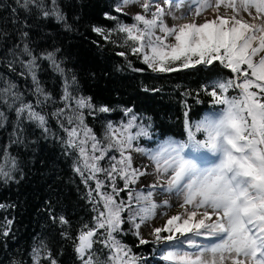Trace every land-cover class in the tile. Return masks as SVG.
Listing matches in <instances>:
<instances>
[{"label":"snow or ice","instance_id":"1","mask_svg":"<svg viewBox=\"0 0 264 264\" xmlns=\"http://www.w3.org/2000/svg\"><path fill=\"white\" fill-rule=\"evenodd\" d=\"M15 2L18 8L28 12L34 8L43 18H52L71 30L58 0ZM132 3L141 9L132 16L133 23H124L119 15L112 14L127 15L124 7ZM18 8H12L14 22L19 19L15 15ZM207 9L212 10V18L204 16ZM189 13L193 16L189 22H168L169 18L184 20ZM104 16L115 21L116 27L94 25L92 31L113 43L114 32L125 34L122 46H130L131 53L141 57L153 73L199 68L213 71L220 67L229 70L231 76L218 77L186 93L195 96L197 103L201 94L207 95L213 105L196 121L184 112L186 138L169 135L150 147L141 146V141L153 138L152 118L137 113L134 106L121 107L126 120L119 125L109 120L103 139L98 138L85 121V110L99 119L116 109L106 104L97 106L91 97L74 95L76 77L69 81L65 76L60 97L64 107L57 108L52 116L66 133L67 138L61 141L66 154L77 153L73 171L85 186L95 181V189L89 186L87 193L95 215L91 225H82L73 241L80 264H148L147 257L133 254L131 247L117 238L125 224L131 225L129 231L139 246L154 245L153 254L158 252L165 264H264V0H116L112 11ZM28 35L22 30L21 40ZM10 52L16 59L8 63L9 70L16 71L15 63L27 70L37 100L35 105L25 102L14 83L2 81L5 86L0 87V105L14 109L17 117L9 145L0 151V180L4 183L13 180L18 169L9 147L24 143L22 121L27 119L45 133L49 131L46 115L36 110L51 99L37 78L38 60H47L55 71L65 73L55 52L38 57L28 43L22 48L16 45ZM117 54L127 58L125 51ZM150 90L159 91L143 89ZM7 119L0 110V128ZM137 154L148 163L141 162ZM104 161L107 167L102 166ZM101 174L104 179L99 178ZM122 192H127L126 199ZM162 195L175 199L180 211L168 215L161 226L153 224L150 238H145L142 226L153 222L160 208L172 207V199L159 201ZM5 207L0 204V209ZM49 214L55 222L56 217L51 211ZM59 221L69 223L63 215ZM11 225L12 220L6 219L0 234L9 236ZM61 235L72 239L67 232ZM96 245L101 246L100 251H107L104 261L96 256ZM40 251L33 249L34 264H41ZM45 259L57 264L51 252Z\"/></svg>","mask_w":264,"mask_h":264},{"label":"trees","instance_id":"2","mask_svg":"<svg viewBox=\"0 0 264 264\" xmlns=\"http://www.w3.org/2000/svg\"><path fill=\"white\" fill-rule=\"evenodd\" d=\"M45 2L50 3V0ZM115 3L116 0H58L71 26V30H68L63 23L43 18L34 8L28 12L18 8L15 0H0V87L5 86L2 81L6 79L23 93L25 102L36 104L37 96L33 94L35 85L27 70L19 63L14 64L15 72L7 66L16 59L10 52L16 45L22 48L24 43H28L38 57L46 52H55L57 61L65 70L61 75L51 67L49 61L38 60L37 78L51 99L38 105L36 110L46 115L49 131L45 133L35 123L24 119L21 123L24 143L9 147L10 154L17 158L18 169L13 173V180L8 183L0 180V204L8 206L0 209V225L6 219L12 220L9 236L0 234V264H34V248L41 249V264H51L45 259L48 252H51L57 264H80L73 241L82 225H91L95 215L87 197L89 186L95 189V181H89V186H85L81 176L73 171L77 153L66 154L65 145L61 142L67 138L66 133L59 126L57 118L52 116L57 108L64 107L60 97L65 76L69 81L72 76L76 77L77 83L72 88L74 95L91 97L97 106L106 104L116 109L101 114L99 119L87 115L85 110V121L98 138L104 136L109 120L116 125L126 120L121 107L134 106L137 113L152 118L153 137L170 135L176 139L185 137V111L194 121L213 108L209 96L201 94L197 103L195 96L186 93L194 92L218 77L226 79L231 76L229 70L220 67L213 71L199 68L178 73H153L142 63L141 57L131 53L130 46H122L125 34L114 32L111 37L115 41L113 43L92 31L94 25L107 29L116 27L115 21L104 16L105 12L112 11ZM14 7L18 8L15 15L19 17L15 22L12 15ZM112 14L119 15L124 23H133L131 14ZM22 30L29 33L24 41L20 38ZM56 49L59 51L56 52ZM121 51L126 52L127 58L117 54ZM21 72L25 75H19ZM145 87L159 91L145 92ZM40 99L43 100V96ZM0 110L8 118L4 128H0L2 151L10 143L9 137L17 117L14 109L0 105ZM64 123L67 124L66 119ZM67 151L71 152L70 149ZM99 178L104 179L102 174ZM119 186H123L122 181ZM121 197L126 199L127 192H122ZM50 211L56 217L55 222ZM61 215L68 224L60 223ZM122 227L124 231L117 238L131 247L133 254L147 257L148 264H164L158 252L153 254L154 245L139 246L138 239L129 231L131 225ZM2 231L0 228V233ZM62 232H67L72 239H65ZM95 247L98 250L96 256L104 261L107 251H100V245Z\"/></svg>","mask_w":264,"mask_h":264},{"label":"rangeland","instance_id":"3","mask_svg":"<svg viewBox=\"0 0 264 264\" xmlns=\"http://www.w3.org/2000/svg\"><path fill=\"white\" fill-rule=\"evenodd\" d=\"M141 9L139 7V4L137 3H132V4H129L127 6L124 7V12L128 13V14H131L132 16L137 13V12H140ZM194 11V9H193ZM225 10L224 9H221V12L223 13ZM253 12H254V9H253ZM177 16L180 15V12L177 11ZM212 10L211 9H207L204 13V16L207 17V18H212ZM247 18V17H246ZM193 19V16L191 13H189V15L184 19V20H177V21H173L171 20V18H169L168 22L169 24L171 23H184V22H189L190 20ZM199 22H202V19L199 20ZM235 93H233L234 95ZM207 112L203 113L198 119H200L203 115H205ZM196 119V120H198ZM194 120V121H196ZM186 138V133H185V137ZM183 138V139H184ZM101 139H103V137H101ZM158 139V137H153L151 140H147V139H142L141 141V146H147V147H150L152 146ZM106 143V141H105ZM89 148H90V144H89ZM137 158L143 162V163H148L147 161V158H144V157H140L139 154H137ZM104 165H107V161H104L102 166ZM108 166V165H107ZM151 179H154L151 178ZM123 187V186H122ZM159 201H163L164 199H172L171 197L169 196H166V195H162L160 196L159 198ZM178 211H180L179 209V204L178 202L175 200V199H172V207L168 208V207H162L158 210V215L157 217L154 219L153 222H150L149 225L147 227L145 226H142V234L145 236V238H150L149 237V231H150V228L151 226H153V224L155 226H161L162 223L167 219V216L168 215H173V214H176ZM160 255V254H159ZM165 264V262H163Z\"/></svg>","mask_w":264,"mask_h":264}]
</instances>
